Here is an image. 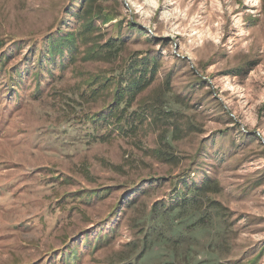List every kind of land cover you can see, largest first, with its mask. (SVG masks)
Returning a JSON list of instances; mask_svg holds the SVG:
<instances>
[{
	"label": "rangeland",
	"instance_id": "1",
	"mask_svg": "<svg viewBox=\"0 0 264 264\" xmlns=\"http://www.w3.org/2000/svg\"><path fill=\"white\" fill-rule=\"evenodd\" d=\"M82 2L0 0V264H264V0H99L119 16L48 57ZM134 54L156 69L120 130L86 79Z\"/></svg>",
	"mask_w": 264,
	"mask_h": 264
},
{
	"label": "trees",
	"instance_id": "2",
	"mask_svg": "<svg viewBox=\"0 0 264 264\" xmlns=\"http://www.w3.org/2000/svg\"><path fill=\"white\" fill-rule=\"evenodd\" d=\"M96 1L99 0H83L80 12L77 15L78 23L76 28L74 29V32H70L65 36L55 35L53 31L49 32V34L47 35L46 44V55L48 57H53L55 54L62 55L64 50H74V45L77 47V43L81 41L80 37L83 39L90 38L91 34L86 30H89L95 26V19L99 20L101 23H106L119 16V12L110 11L109 8H105L101 4L95 5ZM114 26H118V24ZM112 39L113 38H109L110 41L105 42V44L103 45L93 43L91 46L87 47L86 51L82 55V58L85 60L100 59L103 61L117 57L119 58L121 50L118 49L119 46L115 45V42H113ZM2 44L0 42V45ZM77 54L78 53L73 54L71 58L74 59ZM5 59H7V56L2 54L0 57V69L3 66ZM156 63L157 62L155 56H151L148 60V58L146 56H143L142 54H134L132 58L129 59V61H127L122 66L115 68L110 73L102 76H98L96 74L92 77H88L86 80H88L87 85L88 87H90V91L93 90V92L95 93H103L109 87L112 91L111 99L105 106H103L102 112H96L93 117L95 119H99L100 121L102 120L107 123H112L114 126H116L117 129L123 127L127 119L126 111L131 112V114L133 113L132 110H129L132 103L136 100V97L153 81ZM34 79L36 89H38L40 85L38 73H35ZM10 91L11 88L6 90L5 93L9 94ZM170 96L171 95H169L165 100L166 109L163 108L162 110L161 106L159 105V96L155 104L153 101L146 102L141 105V109L145 113L150 114H154L156 112V108H158V111H161L162 113L163 111L176 113L178 111H176V108L173 104L176 101H174L173 99L171 100ZM177 109L179 110V108ZM131 114L129 113L128 116H130ZM132 118L134 121H137V123L141 121L140 115L135 114ZM166 132L170 133L169 137L167 136V134H164L166 140L173 139L174 131L168 129ZM170 145L171 144L169 142L166 143L167 147H169ZM152 150H154L158 157L163 156L164 159H168L167 157H172L171 155L168 156L166 152L164 150L162 151L160 147L154 148ZM103 190L108 189L102 188L101 190L92 191L99 192ZM87 194L88 193H86V195ZM198 195L200 194L197 191L193 190L192 199L195 200ZM203 197L204 196H201L200 199H202ZM104 237L105 236H96L93 240V247H96L97 245H99V243H102L103 239H105ZM86 239L87 238H85V240ZM78 259V248L76 247V245H73L69 248L68 252L65 253L64 257L62 258V262L58 264H75Z\"/></svg>",
	"mask_w": 264,
	"mask_h": 264
},
{
	"label": "bare ground",
	"instance_id": "3",
	"mask_svg": "<svg viewBox=\"0 0 264 264\" xmlns=\"http://www.w3.org/2000/svg\"><path fill=\"white\" fill-rule=\"evenodd\" d=\"M244 14H245V13H242V12H241V15H242V16H243Z\"/></svg>",
	"mask_w": 264,
	"mask_h": 264
}]
</instances>
